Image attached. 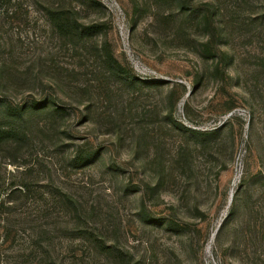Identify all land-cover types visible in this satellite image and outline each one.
<instances>
[{
	"label": "rangeland",
	"instance_id": "1",
	"mask_svg": "<svg viewBox=\"0 0 264 264\" xmlns=\"http://www.w3.org/2000/svg\"><path fill=\"white\" fill-rule=\"evenodd\" d=\"M10 105L0 264H264V0H2Z\"/></svg>",
	"mask_w": 264,
	"mask_h": 264
},
{
	"label": "trees",
	"instance_id": "2",
	"mask_svg": "<svg viewBox=\"0 0 264 264\" xmlns=\"http://www.w3.org/2000/svg\"><path fill=\"white\" fill-rule=\"evenodd\" d=\"M2 0H0L1 2ZM47 17L49 18L52 25L59 31L60 35L64 38H70L71 40H77L78 42H83L90 34L91 27H85L84 25H79L78 21L74 20L71 12L63 9H53L47 8ZM106 61L111 65V72L119 74V67L115 64L114 58L112 55H108ZM116 65V66H114ZM13 106H6L7 111L5 116L7 120L11 121V124L4 127L0 125V143L10 141L12 139H23L21 131L18 130L16 123L25 119V113L29 112L36 107H20L14 108ZM10 108V110H8ZM59 109H56V111ZM24 122V121H23ZM23 191L25 192V185H23ZM21 193V190L18 191ZM79 235L85 234L84 231H79Z\"/></svg>",
	"mask_w": 264,
	"mask_h": 264
},
{
	"label": "built area",
	"instance_id": "3",
	"mask_svg": "<svg viewBox=\"0 0 264 264\" xmlns=\"http://www.w3.org/2000/svg\"><path fill=\"white\" fill-rule=\"evenodd\" d=\"M236 112H232L230 114H228L227 116L223 117L218 124H216V127H221L223 124H225Z\"/></svg>",
	"mask_w": 264,
	"mask_h": 264
},
{
	"label": "bare ground",
	"instance_id": "4",
	"mask_svg": "<svg viewBox=\"0 0 264 264\" xmlns=\"http://www.w3.org/2000/svg\"><path fill=\"white\" fill-rule=\"evenodd\" d=\"M214 236V235H213Z\"/></svg>",
	"mask_w": 264,
	"mask_h": 264
}]
</instances>
